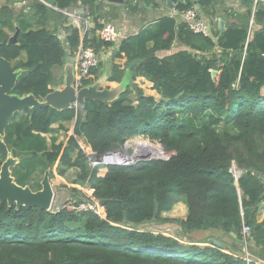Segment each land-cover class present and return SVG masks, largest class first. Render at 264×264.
<instances>
[{"label": "trees", "instance_id": "16d2710c", "mask_svg": "<svg viewBox=\"0 0 264 264\" xmlns=\"http://www.w3.org/2000/svg\"><path fill=\"white\" fill-rule=\"evenodd\" d=\"M237 1L244 13L224 5L225 0H175L179 12L198 6L200 15L212 18L210 36L194 33L179 16L167 14L120 41L116 54L125 52L127 63L136 61L133 77L152 81L160 100L128 84L112 103L88 100L83 112L75 106L62 111L40 106L27 109L24 122L10 123L5 141L20 158L13 168L17 182L30 185L34 171L40 170V177L56 161L62 165L57 175L78 167L76 181L89 184L85 196L98 200L101 215L0 201V264H256L244 253L183 239L210 228L243 238L245 222L252 227L249 237L264 246V223L244 220V214L264 200V0ZM102 3L57 0L53 9L32 0L30 9L20 12L10 4L0 6V55L23 69L14 93L43 99L53 90L55 70L64 65L67 52L57 32L48 28L53 18L66 20L67 15L57 10L88 7L99 29ZM141 3L158 5L157 0H126L125 6L133 12ZM220 13L224 19H235L227 21L225 30L213 21ZM17 27L18 42L11 43ZM67 31L72 53L82 42L96 50L103 44L88 33L82 38L79 27L70 25ZM176 39L190 50L157 55ZM215 46L222 48L219 54H205ZM97 70L83 85L96 82ZM124 76L115 65L108 79L121 82ZM74 118L66 143L54 138L48 150L45 135L51 126ZM222 124L233 130L220 132ZM135 137L158 144L149 145L152 158L166 156L129 166H89L85 151L103 155L121 150ZM233 161L243 170L238 179L230 170ZM179 196L188 204L187 218H163L162 211L171 209ZM168 222L178 224L182 238L146 227Z\"/></svg>", "mask_w": 264, "mask_h": 264}, {"label": "crops", "instance_id": "0c3cea01", "mask_svg": "<svg viewBox=\"0 0 264 264\" xmlns=\"http://www.w3.org/2000/svg\"><path fill=\"white\" fill-rule=\"evenodd\" d=\"M19 0H0V6H3L4 4H10L11 6L15 5V2H18ZM31 2L28 1L26 5H22L20 7L14 8L16 12L20 11H27L30 9V6L32 4ZM255 1V0H254ZM13 2V4H12ZM158 5H145V4H140V7L136 9V11H129L128 7L125 6L124 4H113L109 3L108 1L105 2L103 1L102 7H103V12H104V17L102 19H99V23L104 19H107L106 13L108 11H111L113 16L111 15L110 17L113 18L115 17V22L117 24V28L119 29L121 33V39L120 41L128 38L129 36H133L137 33H139L142 29L147 28L150 26L152 23L156 22V19L163 16V15H174L176 11V2L174 0V5L175 8L173 10L169 9L166 7V0L164 2H161L160 0H157ZM19 4V3H18ZM224 5L227 7H230L237 12L244 13L245 10L237 0H225ZM13 8V7H12ZM89 12V11H88ZM221 14V13H220ZM223 17V16H222ZM88 30L86 34L88 33V37L90 39L96 37L99 39V29L96 28L97 24L95 22L94 17H92L88 13ZM204 18V17H203ZM205 19V18H204ZM224 19V17H223ZM227 19V20H226ZM224 19L225 21V26L227 25L228 22H233L235 19L233 18H226ZM214 22L217 23V27L219 28L218 25V16L213 19ZM84 21H79V18L75 17L74 15H69L66 16V20L62 21L58 18H53L49 24L48 28L52 31H56L58 33L64 32L65 34V39L63 43L66 45V56L64 58V65L61 68H58L55 70V74L57 75V82L59 76L61 74L64 75V66L66 63L74 61L75 66L77 63V56L78 52L72 53L71 49L69 46H67L66 42V37L68 36V31L67 27L75 26V27H80V24H82ZM210 22V21H209ZM84 24V23H83ZM34 29L40 28L38 26H33ZM214 28V27H213ZM103 41V40H102ZM119 42L116 43H109V42H104L101 44L98 48V54L100 56V62L98 66V70L96 73V78L97 80L103 79V87H108V88H113L117 85L120 84V82L117 81H110L108 77L112 74L114 66H118L120 69H123L125 72V81L130 84V85H137L139 88L142 89L144 94L146 95H151L156 97L157 99H161V94L157 91V89L154 88V83L150 81L148 78L145 76L139 75L136 77H133V71H131V67L134 66L135 62H129L127 63V55L125 52L121 53L122 55H117L116 52L119 49ZM154 44L153 41H150L148 43V46L151 47ZM190 48L185 45L184 43L180 42L178 39L174 41L172 44L171 48L169 49H162L157 51V55L161 58L170 56L174 54L177 51L184 50ZM222 51V48L219 46H215L214 49L211 51H206L205 54L210 56L211 54H219ZM202 53V52H200ZM199 53V54H200ZM22 59H26V54L23 53L21 56ZM17 61H13L12 65ZM139 62V61H138ZM95 77V76H93ZM54 83L51 88H54L57 86V88H63V84H57ZM264 91V89H263ZM29 118L27 110H22L19 111L15 114L14 119L11 122H24ZM76 119H72L70 121H58L55 122L51 126V131L45 135L46 138V148L50 150L52 148L53 144V139H56V143H61L67 141L68 135L72 134L74 131V126H75ZM64 128L60 129V128ZM77 153V152H76ZM76 153L73 154V157H75ZM20 164V163H19ZM18 164V165H19ZM17 165V166H18ZM16 167V166H15ZM14 168V167H13ZM12 168V169H13ZM62 168V165L59 162H54L49 166L47 170H50V179L53 184V186L58 189V194H61L64 196L66 195V199H76L78 200L81 197L82 192L88 187V183H79L76 180L78 179V175L80 172V169L78 167H68L64 173V175H57L58 170ZM46 170V171H47ZM40 171V170H39ZM39 171H34L32 173V181L35 182L33 185L34 190H38L39 186L41 185V179L39 180L38 178H43L44 175H40L39 177ZM45 171V172H46ZM44 172V174H45ZM55 173V176L53 177L51 173ZM38 177V178H37ZM40 183V185H39ZM56 184H61L60 186L56 187ZM29 185V184H28ZM81 186V191L80 197L77 196L76 194L77 189H79ZM41 187V186H40ZM68 191V192H66ZM189 213V207L186 202V199L184 196H179L174 205L172 206L171 209L169 210H164L161 213V216L165 219H179V220H184L187 218ZM255 219L256 222L264 223V200H262L257 209L254 210L253 208H250L249 211L244 214V220L245 221H251ZM148 229L152 230H157L158 227L167 235H172L175 237H181L180 235V229L178 227V224L176 222L173 223H156V224H149L146 225ZM212 238H215L218 241H221L224 244V249L230 250V251H237L240 254L244 253L245 256L247 255L251 261H253L256 264H264V246H258L254 242L252 238H248L247 244L245 245L244 239L240 238L237 233L234 232H229L226 233L222 229L219 228H210V229H200L197 231H194L188 235V237H183L185 243H197V244H214L212 241ZM215 245V244H214Z\"/></svg>", "mask_w": 264, "mask_h": 264}, {"label": "water", "instance_id": "95a60500", "mask_svg": "<svg viewBox=\"0 0 264 264\" xmlns=\"http://www.w3.org/2000/svg\"><path fill=\"white\" fill-rule=\"evenodd\" d=\"M55 5L57 0H48ZM113 4H124L126 0H107ZM166 7L173 10L175 8L174 0H166ZM219 29L225 30V21L222 14L218 15ZM20 28L9 38V42H18ZM75 62L71 61L64 66V86L63 88L54 87L43 99L37 98L34 94L18 95L14 93L16 83L23 73L22 68H14L12 62L0 55V201H7L11 206L16 204L18 207H39L45 210H51L56 196V188L50 179V170H47L41 180V187L34 190L30 185H22L17 182L13 175V167L20 163V158L14 156L8 144L5 141L6 130L17 112L40 106H51L62 111L72 107H78L82 112L88 100H100L112 103L119 99L124 93L128 83L126 76L120 84L113 87H103L104 80L99 79L96 82L83 85L76 88L75 83ZM217 71H213V75ZM135 155L139 156V150H135ZM146 155V154H145ZM143 160H152L148 158ZM161 159V158H158ZM213 243L223 248L221 241L212 238Z\"/></svg>", "mask_w": 264, "mask_h": 264}, {"label": "built area", "instance_id": "2783aa9c", "mask_svg": "<svg viewBox=\"0 0 264 264\" xmlns=\"http://www.w3.org/2000/svg\"><path fill=\"white\" fill-rule=\"evenodd\" d=\"M28 1L31 2L30 0H19L18 2H15L14 6L17 8L22 5H26ZM41 1H43L49 7L53 9H57L48 0H41ZM103 1L107 2V0H103ZM255 2H257V0H255ZM69 10L71 9L57 10V11H61L69 15H74L75 17L79 18V21H84L83 22L84 24L83 23L80 24L79 27L82 30V38H83L88 30L87 27L88 26L87 16L89 11L88 7L85 6L77 7L73 9L74 11H70V13H68ZM174 15L179 16L184 22H186L189 28L194 33L202 34L204 36L211 35V30L213 26L208 20L204 19L199 14L198 9H196L195 7H191L183 12H179L176 10ZM58 36L61 39V41H64L65 39L64 32L58 33ZM99 39L109 43H116L120 41L121 33L115 24L108 22L106 19H104L101 22V28L99 29ZM76 61L77 63H76L74 85L76 86V88H80L81 86H83V81L91 77L93 75L92 71L99 66L100 56L94 46L86 45L82 42ZM128 143L129 140L126 142V145L121 150L112 151L103 155H97L92 150L85 151L84 153L87 157L89 166L91 168H99L109 165H123V166L134 165L135 164L134 160L137 158H134V154H133L131 156L133 163L131 161H128V159L130 158L128 157L129 155L127 154L128 148L132 147L131 145L128 146ZM150 144H157V143L150 142ZM123 149L126 150V152H123L124 151ZM230 170L234 174L236 179H238L243 172L242 169L238 168L235 161L232 162V166ZM61 209H66L68 211H72L75 213L94 212L98 215H101L100 204L98 200L95 198H90L88 196H85L84 192L82 193L81 198L78 200L68 198L61 201L58 205L53 204L51 210L58 211ZM251 231H252V227L249 224L243 222L241 232L245 245L247 244ZM245 257L247 261H251L247 255Z\"/></svg>", "mask_w": 264, "mask_h": 264}, {"label": "rangeland", "instance_id": "374dc122", "mask_svg": "<svg viewBox=\"0 0 264 264\" xmlns=\"http://www.w3.org/2000/svg\"><path fill=\"white\" fill-rule=\"evenodd\" d=\"M12 4H13V2H12ZM13 7L14 8H16L14 5H13ZM75 8H77V7H73V8H70L71 10H69L68 11V13H70V11H74L73 9H75ZM197 9H198V11H199V8H198V6L196 7ZM200 13V12H199ZM64 14H66V13H64ZM67 16H68V14H66ZM113 16V14H112V12L111 11H108L107 13H106V20L108 21V22H111V23H113V24H115L116 26H117V24H116V22L114 21L115 20V17H114V20H113V18L112 17H110V16ZM201 16L202 17H204L206 20H208V21H211L212 20V18H210V17H208V16H206V15H204V14H201ZM63 78H64V75L63 74H61V76H59V78H58V82H57V84H63L62 85V87L64 86V81H63ZM219 131L220 132H224V131H231V130H233L232 128H231V126H228V125H224V124H222V125H220L219 126ZM144 141H146L147 142V144H148V149H146L144 146H143V142ZM153 142L152 140H150V139H148V138H144V137H135V138H131V139H129V143H128V146H130V145H134V144H136L137 142H140V146H141V149H139V148H135V149H133V147H129L128 148V157H130L129 159H128V161H131L132 162V159H131V156L134 154V158H137V159H135L134 160V163H137V162H139V161H144L143 159H146V153L148 152V150H149V145H150V142ZM153 143H155V142H153ZM125 145H126V143H125ZM124 145V146H125ZM124 150V149H123ZM134 150H139L140 151V155L139 156H136L135 155V151ZM145 151V152H144ZM123 152H126V150H124ZM149 152H150V150H149ZM151 153V152H150ZM164 154H166V152L164 151ZM152 153H151V155H147V157L148 158H152ZM166 156V155H165ZM164 158V157H163ZM152 159H158V158H152ZM133 163V162H132ZM55 174V173H54ZM54 177V176H53ZM38 178V177H37ZM39 180H40V178H38ZM31 184H35V182L34 181H32V179H31V182H30V185ZM61 184H56V187H58V186H60ZM78 187H80L79 189H77V191H76V194H78V193H80V192H82L81 191V186H78ZM66 192H68V191H66ZM83 193V192H82ZM82 195V194H81ZM77 196H79L80 197V194H78ZM66 199V195L64 194V196L63 195H61V194H58V189H56V196H55V199H54V204L55 205H58L61 201H63V200H65Z\"/></svg>", "mask_w": 264, "mask_h": 264}, {"label": "bare ground", "instance_id": "6f19581e", "mask_svg": "<svg viewBox=\"0 0 264 264\" xmlns=\"http://www.w3.org/2000/svg\"><path fill=\"white\" fill-rule=\"evenodd\" d=\"M131 146L133 147V149H135V148L141 149L140 142H137L136 144L131 145Z\"/></svg>", "mask_w": 264, "mask_h": 264}, {"label": "clouds", "instance_id": "9594fccd", "mask_svg": "<svg viewBox=\"0 0 264 264\" xmlns=\"http://www.w3.org/2000/svg\"><path fill=\"white\" fill-rule=\"evenodd\" d=\"M149 139V138H148ZM136 164V163H135Z\"/></svg>", "mask_w": 264, "mask_h": 264}]
</instances>
